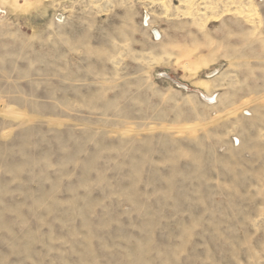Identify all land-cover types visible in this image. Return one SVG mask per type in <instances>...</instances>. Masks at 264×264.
<instances>
[{"label": "rangeland", "instance_id": "rangeland-1", "mask_svg": "<svg viewBox=\"0 0 264 264\" xmlns=\"http://www.w3.org/2000/svg\"><path fill=\"white\" fill-rule=\"evenodd\" d=\"M0 264H264V0H0Z\"/></svg>", "mask_w": 264, "mask_h": 264}, {"label": "built area", "instance_id": "built-area-1", "mask_svg": "<svg viewBox=\"0 0 264 264\" xmlns=\"http://www.w3.org/2000/svg\"><path fill=\"white\" fill-rule=\"evenodd\" d=\"M158 33H159V32H158ZM154 36H155V37H157V36H158V37L160 38V37H161V34H160V33H159V34H157V31H155V32H154Z\"/></svg>", "mask_w": 264, "mask_h": 264}, {"label": "bare ground", "instance_id": "bare-ground-1", "mask_svg": "<svg viewBox=\"0 0 264 264\" xmlns=\"http://www.w3.org/2000/svg\"><path fill=\"white\" fill-rule=\"evenodd\" d=\"M159 34V33H158Z\"/></svg>", "mask_w": 264, "mask_h": 264}]
</instances>
